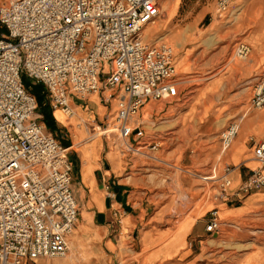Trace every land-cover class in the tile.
<instances>
[{"label":"built area","instance_id":"obj_1","mask_svg":"<svg viewBox=\"0 0 264 264\" xmlns=\"http://www.w3.org/2000/svg\"><path fill=\"white\" fill-rule=\"evenodd\" d=\"M161 0H5L0 4V264L58 258L65 254L64 237L72 231L76 203L70 194V165L63 149L38 122L35 100L21 76L39 84L52 109L72 115L68 95L95 96L112 102L108 116L121 140L143 143L138 112L150 101L177 96L174 55L164 42L148 41L142 29L159 16ZM232 0H216L215 14L226 13ZM249 54L238 44L234 56ZM251 104L264 107V79L255 80ZM236 128L220 137L224 149ZM126 153H139L131 145ZM264 166V141L252 149ZM214 169L201 181L214 185L213 200L239 199L264 192V177L252 171L228 193V174ZM215 211L204 226L216 232Z\"/></svg>","mask_w":264,"mask_h":264},{"label":"rangeland","instance_id":"obj_2","mask_svg":"<svg viewBox=\"0 0 264 264\" xmlns=\"http://www.w3.org/2000/svg\"><path fill=\"white\" fill-rule=\"evenodd\" d=\"M4 1L0 0V4ZM215 3L216 0H162L155 24L145 28L149 42H164L171 47L176 69L177 96L150 101L138 112L143 122L142 141L155 144L156 149L132 145L141 154L126 153L127 148L115 133H103L117 147L119 158L126 159L125 170L130 176L128 188L133 193L121 212L126 215L133 211L135 215L138 209H143L137 218L129 217V224L122 219L129 229L120 233V249L130 243L129 249L134 251L132 236L126 240L124 232L129 234L133 228L135 236L147 225L141 221L144 212V219L157 216L154 221L158 227L169 219L174 225L172 233L155 248L164 245L175 233L178 238L193 212L214 192V185L200 178L209 175L223 153L233 150L232 145L222 149L221 135L233 124L238 127L247 118L246 111L258 112L252 107L251 94L255 80L264 79V0H232L222 16L215 14ZM238 44L249 48L244 60L234 56ZM28 82L31 80L25 78L24 83ZM40 94L46 100L41 86ZM89 97L97 100L95 96ZM35 114L40 115L37 111ZM38 120L41 122V118ZM59 120L63 123L68 120L72 125L76 122L75 117L64 121V115ZM107 125L113 128L108 112L103 127ZM182 189L188 190L190 199H184ZM257 218L252 217L254 222L243 224V229L236 233L226 230L215 239L208 237L201 250L203 254H194L186 264H233L232 259L259 243L264 223L257 224ZM136 219L139 226L135 225ZM142 245L150 244L143 240Z\"/></svg>","mask_w":264,"mask_h":264},{"label":"crops","instance_id":"obj_3","mask_svg":"<svg viewBox=\"0 0 264 264\" xmlns=\"http://www.w3.org/2000/svg\"><path fill=\"white\" fill-rule=\"evenodd\" d=\"M45 97L41 107L45 105L49 110L51 130L45 127L42 120L38 122L43 131L64 150L63 156L70 165L69 190L76 203V219L72 231L64 237L67 250L63 256L24 260L23 264H186L194 258V254H203L201 250L208 237L215 239L226 230L236 233L243 229V224L254 222L252 217H258L257 224L264 223L263 191H254L243 198L225 201L205 197V202L193 212L187 227L178 238L175 233L172 239L155 248L172 233L174 225L169 219L163 227H158L154 221L157 216L149 215L144 219V212L141 221L148 224L139 229L135 236L132 234L133 228L129 234L124 232L126 240L129 235L132 236L134 251L129 249L130 243H125V248L120 249L119 237L123 230L129 229V217L137 218L143 209H138L135 215H132L133 211L126 215L121 212L133 191L128 188L130 185L127 180L130 176H127L125 170L126 159L119 158L113 141L103 135L104 116L106 112L110 113L112 102L103 104L90 97L79 99L68 95L67 104L72 114L75 113L76 120L72 125L66 120L70 117L64 116L66 123H63L59 120L63 114L58 117L54 115L61 112L52 109L47 94ZM35 104V111L40 114L36 101ZM257 111H246L247 118L239 122L226 148L232 145L233 150L223 153L218 161L214 158L216 167L213 169H217L216 174L219 175L224 167L231 169L227 176L232 181L229 194L235 192L238 185L254 170L259 169L264 177V166L260 167L252 158L253 147L264 141V109ZM37 116L41 118V114ZM127 142L133 145L132 138ZM121 163L125 165L124 168ZM182 193L185 200L190 199L187 196L188 190L182 189ZM211 211H215L218 228L216 232L206 233L204 226ZM122 219H127L128 224H122ZM135 222L136 226L140 225L138 219ZM143 240L150 245L144 247ZM258 241L255 248L232 259L233 264H264V231ZM198 249L200 252H195Z\"/></svg>","mask_w":264,"mask_h":264},{"label":"trees","instance_id":"obj_4","mask_svg":"<svg viewBox=\"0 0 264 264\" xmlns=\"http://www.w3.org/2000/svg\"><path fill=\"white\" fill-rule=\"evenodd\" d=\"M0 32H1L0 34H4L5 33L4 28L0 27ZM23 80L25 82V79L23 78V76H21L20 82H21L22 86L28 91V93L30 95L33 96L34 100L37 103L38 111L41 114L42 122L44 123L45 127L48 130H51V128H52V119L50 117L49 110H48V108L45 105L41 107V103L44 100L42 98L41 94H40V86L41 85H39V84H30L29 82L28 83H24Z\"/></svg>","mask_w":264,"mask_h":264},{"label":"bare ground","instance_id":"obj_5","mask_svg":"<svg viewBox=\"0 0 264 264\" xmlns=\"http://www.w3.org/2000/svg\"><path fill=\"white\" fill-rule=\"evenodd\" d=\"M161 2H162V0H161ZM161 2H160V4H159V12H161L160 10H161ZM155 22V21H154ZM151 23L152 25L153 24H155V23ZM148 25H150V24H148ZM145 26L143 29H142V35L146 38V36H145V34H146V29L149 27V26ZM151 26V25H150ZM146 28V29H145ZM144 32H145V34H144ZM174 69H175V60H174ZM175 71H176V69H175ZM74 115L75 114H72L71 116H70V118H73L74 117ZM232 128H236V130H237V126L235 125V124H233L232 125ZM103 133H105V134H113L114 133V130H113V128H112V126H110V125H107L106 126V128H104V131H103ZM115 136H116V134H115ZM117 137V136H116ZM232 138H230V140H231ZM120 142H122L123 143V145L126 147V148H128V144L126 143V140H119ZM228 147V146H227ZM226 147V148H227ZM226 148H222L223 150H225ZM228 181H229V186H228V189H229V187L231 186V184H232V181L228 178ZM40 260V259H39Z\"/></svg>","mask_w":264,"mask_h":264}]
</instances>
